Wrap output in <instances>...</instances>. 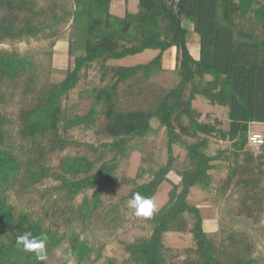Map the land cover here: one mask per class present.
<instances>
[{
  "label": "trees",
  "instance_id": "trees-1",
  "mask_svg": "<svg viewBox=\"0 0 264 264\" xmlns=\"http://www.w3.org/2000/svg\"><path fill=\"white\" fill-rule=\"evenodd\" d=\"M113 1L119 0H0V43L57 38L62 26L70 27L66 74L39 90L34 58L0 49V264H42L17 245V236L25 231L47 237L48 257L68 237L62 264L72 259L76 264H96L105 244H95L84 231L103 214L107 190L122 184L130 187L124 201L135 192L154 198L165 182L170 185L168 199L151 218L141 217L151 226L150 234L124 242L125 259L107 257L103 264H178L181 256L182 264H263L253 254V237L225 226L211 232L202 208L189 198L193 187L210 188L214 171L226 167L222 187L238 191L240 215L254 223L263 216L264 142L253 145L250 135L257 132L252 130L254 123L264 124V0H183L184 9L177 2L171 6L166 0H138L139 9H127L123 15L112 12ZM191 30L200 37L198 57L188 45ZM172 47L175 66L167 68L164 56ZM148 49L158 51L148 62L109 63ZM94 66L102 83L80 90L75 100L73 94ZM169 72L177 83L150 108L122 104L124 87L131 95L141 94L134 82ZM22 86L30 100L13 120L8 106ZM197 97L212 109H197ZM83 101L89 106L81 111ZM160 127L167 137L164 161L132 144L158 133ZM78 130L108 138L100 145L116 151L115 158L105 160L106 149L94 160L66 154L54 170L47 155L78 143ZM212 143L217 145L214 151ZM97 144L89 145L97 150ZM178 147L185 151L183 159ZM134 152L142 153L135 175L119 180L118 158ZM172 172L180 177L178 182L170 178ZM47 178L59 182L50 208L61 213L59 217L53 212L54 218H62L67 234L57 223H48L46 214L17 205L15 196L32 192ZM89 190L92 195L77 202ZM119 207L108 211L117 224ZM170 232L190 234L193 243L183 249L170 247Z\"/></svg>",
  "mask_w": 264,
  "mask_h": 264
},
{
  "label": "rangeland",
  "instance_id": "rangeland-1",
  "mask_svg": "<svg viewBox=\"0 0 264 264\" xmlns=\"http://www.w3.org/2000/svg\"><path fill=\"white\" fill-rule=\"evenodd\" d=\"M66 1V0H62ZM138 0H124L113 1L111 10L113 13L123 15L127 9L131 11H137ZM185 24L188 27H192L188 20H185ZM59 37L46 38L44 36L29 37L16 42H4L0 43V49L17 50L23 55H28L37 63L36 73L38 77L39 90L42 86H48L52 82L61 80L65 74L69 65L68 56V44L70 37L69 24L60 28ZM188 45L191 52L195 57L200 54V37L191 30L188 34ZM158 53L155 49H148L142 53L135 55H129L123 59H112L109 61L112 65H134L137 63L148 62ZM176 48L172 47L165 52L164 65L167 68H173L175 66ZM106 81V80H105ZM25 82V80H24ZM102 83L100 73L97 66H94L87 72L86 78L82 79L78 89L73 94L75 100L78 99V92L85 87L92 84ZM177 83L176 75L173 72L165 73L160 76H155L149 81L134 82V88L136 91L140 90L141 94H129V88H123L122 104L128 107L138 108H150L152 103L160 96L164 90L175 85ZM24 86L18 88L15 91L14 100L9 103L8 112L13 120L17 119V114L22 105L28 102L30 99L26 98L24 94ZM80 110L84 111L89 106V102H79ZM194 106L200 111L206 112L212 109L211 106L204 101L201 97H197L194 100ZM221 115V110L218 112ZM224 118V117H223ZM226 121V118H224ZM156 123V120H154ZM158 126V124H156ZM17 128V124H15ZM252 130L259 133H264V124L254 123ZM78 134L79 142L75 144L67 145L62 151H55L49 153L46 157L48 165L54 170H58L60 160L66 154H84L90 159H97L102 155V152L106 147L100 145L101 142L106 141L108 138L103 135H96L93 131H76ZM166 133L162 127L158 128V133L149 134L144 140L135 139L132 144L141 145L147 152H153L154 157L158 161H164L166 158ZM98 142L97 150L89 144ZM217 145L212 143L211 151H214ZM105 160L114 159L116 151L106 149ZM177 152L181 153V159L185 157V151L177 148ZM141 152H134L130 157L118 158L120 160V169L118 172V179L120 180L124 175L134 176L136 168L139 166ZM170 178L175 182L180 180V177L172 172ZM227 178V168L224 167L221 170L214 171V181L210 188L204 189L200 186L192 188L190 194V201L199 205L202 208L203 214L207 217V229L215 231L223 226L231 229L244 230L249 236L255 240V248L253 251L254 256L263 260L264 264V213L259 223H254L251 219L240 215L238 212L239 206V193L234 188L223 189L222 185ZM59 182L53 178H47L43 183L37 186V189L32 192H23L19 196H15L17 205L21 208H31L36 214H46L49 222L57 223L62 232H69V229L65 227L62 218L58 219L61 215L59 210L51 209L50 200L58 197V192L55 189ZM168 189L170 185L163 183L160 190L154 196V201L159 208L168 199ZM130 187L127 185L118 184L113 188H109L104 197L103 211L99 219H96L94 223L88 227L84 232L90 240L95 244H105L103 250V257L96 264H103L104 259L107 257H116L119 260H123L128 256L125 249L124 242H129L134 239L135 236L145 234L149 235L151 232V226L146 224L141 217L134 215V210L128 207V201L122 200L126 194H128ZM85 195L91 196L92 191L81 194L77 198V202H80ZM119 205V216L121 223L117 224V221H113V214H108L109 209L112 206ZM55 216H59L55 219ZM118 219V222L119 220ZM117 226V227H116ZM80 230L84 229L79 227ZM192 238L190 234L181 236L176 232H170L166 236V244L173 248H185L186 245L192 244ZM69 247V239L65 238L64 243L59 246L49 257L48 264H62L64 261L65 253ZM57 250H61L64 255H57ZM184 256L177 259L178 264H182ZM68 264H76L75 259L69 261Z\"/></svg>",
  "mask_w": 264,
  "mask_h": 264
},
{
  "label": "clouds",
  "instance_id": "clouds-1",
  "mask_svg": "<svg viewBox=\"0 0 264 264\" xmlns=\"http://www.w3.org/2000/svg\"><path fill=\"white\" fill-rule=\"evenodd\" d=\"M128 207L134 210V215L137 217L151 218L157 211V205L153 198L142 195L140 192L133 193L128 200ZM81 239L84 236L81 235ZM18 246H22L23 250L28 253H33L35 258L42 262L48 259L47 237L33 236L31 231H25L22 235L16 238ZM57 255H64L61 250H57ZM65 259L67 256L64 257Z\"/></svg>",
  "mask_w": 264,
  "mask_h": 264
},
{
  "label": "built area",
  "instance_id": "built-area-1",
  "mask_svg": "<svg viewBox=\"0 0 264 264\" xmlns=\"http://www.w3.org/2000/svg\"><path fill=\"white\" fill-rule=\"evenodd\" d=\"M250 142L253 145L259 146L261 143L264 142L263 134L259 132H254L250 135Z\"/></svg>",
  "mask_w": 264,
  "mask_h": 264
},
{
  "label": "water",
  "instance_id": "water-1",
  "mask_svg": "<svg viewBox=\"0 0 264 264\" xmlns=\"http://www.w3.org/2000/svg\"><path fill=\"white\" fill-rule=\"evenodd\" d=\"M176 1H177V7L184 9L183 0H173V5L176 3Z\"/></svg>",
  "mask_w": 264,
  "mask_h": 264
},
{
  "label": "flooded vegetation",
  "instance_id": "flooded-vegetation-1",
  "mask_svg": "<svg viewBox=\"0 0 264 264\" xmlns=\"http://www.w3.org/2000/svg\"><path fill=\"white\" fill-rule=\"evenodd\" d=\"M166 1L169 2L171 6H173V0H166Z\"/></svg>",
  "mask_w": 264,
  "mask_h": 264
}]
</instances>
